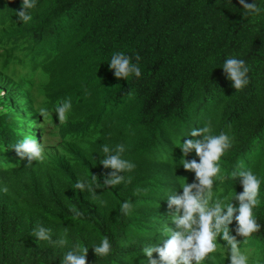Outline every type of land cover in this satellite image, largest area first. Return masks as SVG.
Wrapping results in <instances>:
<instances>
[{
  "label": "trees",
  "instance_id": "16d2710c",
  "mask_svg": "<svg viewBox=\"0 0 264 264\" xmlns=\"http://www.w3.org/2000/svg\"><path fill=\"white\" fill-rule=\"evenodd\" d=\"M255 2L259 14L248 13L238 0H36L32 20L22 24L16 22L22 0H0L1 34L18 31L30 49L16 56L0 50V71L8 79L0 80L6 93L0 95V108L6 109L0 119L21 127L11 143L0 145V264H61L77 247L89 248L88 264H148L139 236L118 222L125 217L115 201L130 174L121 173L124 181L114 187L95 192L88 187L95 188L93 178L103 184L112 171L101 164L104 145L115 154L122 144L123 158L137 131L138 139L162 142L170 112L182 103L203 106L219 121L210 133L232 134L251 147L263 170L255 163L241 165L264 178V0ZM34 32L40 34L36 40L29 35ZM118 52L131 63L139 57V87L157 98L151 108L140 111L138 95L125 94L130 79L118 80L109 69ZM230 57L249 69V83L241 90L223 71ZM30 66L45 67L35 70L46 82L34 76L36 71L23 72ZM34 86L39 95L50 91L43 105L53 128L43 132L55 141L43 147L42 161L27 165L12 147L19 132L34 130L21 124L22 119L35 123L28 113V101L36 99ZM56 89L64 94L53 95ZM66 100L71 109L67 121L59 123L55 109ZM77 181L86 183L84 192L74 187ZM261 186L259 200H264L262 178ZM255 210L264 226V203ZM41 225L51 230V241L35 237ZM105 237L112 251L97 257L93 246Z\"/></svg>",
  "mask_w": 264,
  "mask_h": 264
},
{
  "label": "clouds",
  "instance_id": "9594fccd",
  "mask_svg": "<svg viewBox=\"0 0 264 264\" xmlns=\"http://www.w3.org/2000/svg\"><path fill=\"white\" fill-rule=\"evenodd\" d=\"M238 3L250 14L261 11L255 0L251 3L238 0ZM34 8L36 0H22L21 8L16 12V22L26 24L31 21V10ZM4 25L0 23V34ZM29 35L33 40L40 37L38 32ZM0 45H3L0 50L7 48L14 56L30 54L27 43L24 39L20 40L18 31L8 36L1 34ZM138 61L137 56L131 63L130 57L118 52L112 55L108 65L118 80L130 79L124 86L125 94L138 95L141 111V108L154 106L157 98L151 95V91L139 87L143 74ZM37 68L45 70V67L38 66L22 67V70L25 73L36 71L34 76H41L39 80L46 82L45 75L40 69L35 70ZM223 71L235 90L248 85L249 69L243 60L234 57L225 59ZM0 80H8L1 71ZM32 91L36 99L28 101V113L35 123L29 124L22 119L21 124L25 129L31 126L34 130L19 132L12 147L21 160L27 158V165L32 161H42L43 147L55 141V137L43 132L47 126H52L48 122L50 110L43 105L50 91L39 95L37 86ZM5 94L0 91V95ZM58 94L64 93L56 89L53 95ZM70 109V100L56 107L59 123L67 121ZM1 111L6 109L0 108V117L3 116ZM214 122L219 121L203 106L182 103L174 106L170 112L162 142L138 139L137 131L136 136L131 135L129 139L135 145L126 150L123 158L121 156L125 149L122 144L117 145L115 154H111L112 150L107 145L102 148L105 158L101 164L112 171L105 176L103 184L93 178L95 188L89 186L88 191L117 186L124 181L121 173L130 174L121 187L119 197L116 201L113 199L117 206L120 204V212L125 217V220L118 222L127 225L139 236L148 264H264V226L255 217L256 207L259 210L264 203L263 198L259 200L261 178L262 182L264 178L262 175L256 176L241 164L244 161L258 164L261 169L262 166L253 157V149L236 142L232 134L219 131L210 133L215 129ZM19 128L15 121L10 123L9 120L4 122L0 119V145L11 143L12 133ZM48 132L52 133L50 130ZM118 137L116 135L113 140ZM77 147L72 148L73 153H78L80 148ZM73 164L74 160L71 159V167ZM74 187L84 192L86 183L77 181ZM2 191L7 193V187ZM128 194L130 196L126 199L125 195ZM102 202L108 203L104 199ZM44 203L48 205L47 201ZM50 233L51 230L42 225L38 230L34 229V235L40 241H51ZM58 242L61 245L66 243L63 239ZM93 248L97 257H106L112 251L107 237ZM88 249L77 247L75 251L67 252L61 264H88Z\"/></svg>",
  "mask_w": 264,
  "mask_h": 264
}]
</instances>
